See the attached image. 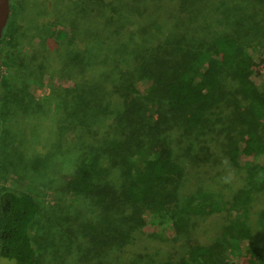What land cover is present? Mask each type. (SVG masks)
I'll return each instance as SVG.
<instances>
[{
	"label": "trees",
	"instance_id": "trees-1",
	"mask_svg": "<svg viewBox=\"0 0 264 264\" xmlns=\"http://www.w3.org/2000/svg\"><path fill=\"white\" fill-rule=\"evenodd\" d=\"M210 1L62 0L67 9L74 10L68 13L69 27L59 35L65 42L79 36L75 19L80 15H84L80 17L83 21L98 17L106 31L104 37L113 39L102 45L103 58L97 69L102 82H93L94 86L87 83L90 86L81 90V97L72 93L74 97L61 98L57 105L64 102L68 107L65 104L70 102L77 122L91 128L102 126L110 111L103 110V106L113 105L112 97L123 102L124 109L116 111V119H120L122 131H126L125 141L100 140L101 136L108 137L109 131L103 135L99 128L90 129L87 156L80 159L66 186L73 201L84 206L95 201L97 208L104 211L103 220L113 217L119 250L148 221L154 229L151 236L166 239L185 231L190 214H212L225 208L223 197L210 190L183 192L185 166L175 157L169 138L174 127L189 131L208 123V114L219 105L218 89L221 104L224 102L223 88L228 78L222 85L223 72L227 71L237 83L236 93L246 101L244 113L264 132V80L256 81L254 76L261 48L254 38L260 30L256 35L251 32L257 24L254 22H258L255 15L259 9L246 12L248 29L240 31L236 28L239 23L229 24L227 20L231 13L235 17L239 11L230 10V0H216L217 5ZM199 21L203 22L201 26ZM4 51L2 47L0 55ZM47 54L42 48L30 65H22L23 70L34 71L36 76L32 67L35 58H47ZM10 59H14V53L7 55L6 51L3 64L10 67ZM93 64L94 58L87 67L91 75L95 73ZM27 78L29 75L19 71L16 79H0L2 130L16 113L29 115L37 111L39 104L29 94ZM99 104L102 108L96 109ZM82 105L84 109L79 107ZM231 146L232 159L241 154L249 172L248 186L238 190L232 206L240 214H235L223 229L222 240L191 248L181 264H226L231 254L237 258L246 255L257 264H264V246L252 242L247 223L252 190H264V140L250 130L232 140ZM115 148L118 150L114 154ZM102 152L112 153L117 161V184L109 193L103 181L109 184L114 176L110 181L105 179L110 160L102 166ZM96 176L100 177L98 182ZM39 211L30 195L0 185V259L39 264L33 244ZM258 221L264 227V205Z\"/></svg>",
	"mask_w": 264,
	"mask_h": 264
},
{
	"label": "rangeland",
	"instance_id": "rangeland-1",
	"mask_svg": "<svg viewBox=\"0 0 264 264\" xmlns=\"http://www.w3.org/2000/svg\"><path fill=\"white\" fill-rule=\"evenodd\" d=\"M230 3V10L239 11L235 17L231 13L228 23H239L236 28L240 31L248 29L246 12L259 9L255 15L258 22H254L256 27L251 30L255 35L260 30L254 40L261 45L254 76L256 81L264 80V0H230ZM210 4L217 5L216 0H211ZM64 5L62 0H10L5 36L0 41V49H5L3 56L0 55V79L6 76L16 79V74L24 71L29 75V94L39 105L37 111L29 115L16 113L4 130L0 127V185L30 195L40 208L33 237L39 264H159L165 261L181 264L191 248L222 240L223 229L235 214H240L232 206L238 190L248 186L249 172L241 154L235 159L230 156L232 140L250 130L264 140V132L244 113L246 101L236 93L237 83L227 71L223 72L222 85L228 78L223 88L224 102L221 104L218 89L219 105L208 114V123L189 131L174 127L169 138L175 157L185 166L183 192L210 190L223 197L225 208L212 214H190L185 231L166 239L152 237L150 232L154 229L148 221L147 226L138 228L127 246L119 250L113 217L103 220L104 211L97 208L95 201L93 205L88 202L87 206L73 201L66 186L80 159L87 156L90 129L99 128L104 131L103 135L109 131L108 137L101 136L100 140L121 138L125 141L126 131H122L120 119H116V111L124 109L123 102L112 97L113 105L103 106V110L110 111L102 126L91 128L77 122L78 116H73L70 102L65 104L68 107L64 102L57 105L61 98L69 100L74 97L72 93L76 98L81 97L82 89L90 84L94 86L93 82H102V76H98L102 45L113 39L104 37L106 31L98 17L83 21L80 17L84 15H80L75 19L79 36L65 42L59 35L63 28L69 27L68 13L74 10ZM198 24L201 26L203 22ZM42 48L48 52L47 58L37 57L34 66L31 65L36 76L33 70H23L22 65H30ZM6 51L7 55L14 53L10 67L3 64ZM91 58L95 62L93 75L91 69H87ZM79 107L84 109L83 105ZM98 108L101 109L102 104ZM10 118L8 116L7 120ZM117 150L115 148L114 154ZM101 155L102 166L110 160L105 179L110 181L114 176L109 184L103 181L109 193L117 184V161L110 152ZM99 178L96 176V182ZM250 196L247 223L252 242L264 246V227L258 221V213L264 205V190L253 189ZM226 259V264H257L246 255L237 258L231 254ZM0 264L16 263L4 258L0 259Z\"/></svg>",
	"mask_w": 264,
	"mask_h": 264
},
{
	"label": "water",
	"instance_id": "water-1",
	"mask_svg": "<svg viewBox=\"0 0 264 264\" xmlns=\"http://www.w3.org/2000/svg\"><path fill=\"white\" fill-rule=\"evenodd\" d=\"M10 13V0H0V39L3 36L4 29L8 23ZM1 66V60H0Z\"/></svg>",
	"mask_w": 264,
	"mask_h": 264
}]
</instances>
